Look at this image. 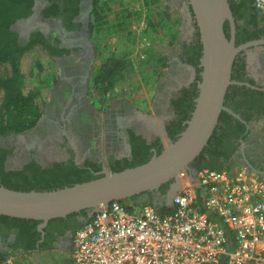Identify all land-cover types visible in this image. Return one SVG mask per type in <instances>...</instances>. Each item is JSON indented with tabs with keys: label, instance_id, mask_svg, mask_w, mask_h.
<instances>
[{
	"label": "trees",
	"instance_id": "trees-1",
	"mask_svg": "<svg viewBox=\"0 0 264 264\" xmlns=\"http://www.w3.org/2000/svg\"><path fill=\"white\" fill-rule=\"evenodd\" d=\"M45 11V17H56L61 14V8L56 0ZM144 5L153 7L160 4V0H142ZM231 10L233 12L236 23V44L241 45L248 41L264 38V15L261 10L255 5V0H229ZM34 0H0V88L4 89V96L0 102V140L8 135H19L34 129L41 117L42 111L36 102L38 90L30 91L25 94L23 91V76L21 71V60L23 55L31 50L35 44L41 43L45 48H48L51 54L52 47L44 40H31L26 45H21L18 41L19 34L11 29L15 22L19 19L28 17L32 13ZM110 8L105 0H95V9L91 14L90 29L97 38L96 48L99 55L100 64L93 72L91 79V88L99 97L105 96L111 91L119 79L132 69L131 61L128 57L119 56L115 53H110V45L108 40L98 37L100 28L106 24V9ZM192 14L194 15L191 7ZM149 14L147 17L150 31L153 34L160 33L161 30H168L170 33L169 23L172 20L168 9H165L159 14ZM131 18V14L126 13L119 22L121 25ZM197 31L189 45L184 44V52L182 59L186 64L196 68V80L189 86L178 90L170 101L171 109L175 113V117L166 122V130L172 141H176L180 134L185 130L187 121L191 118L192 112L196 106V98L199 95L198 83L202 80L200 66V58L202 56L203 45L200 39L198 25L194 23ZM224 29L226 35L230 37L229 21L225 22ZM102 41L104 44H102ZM160 65L167 66L164 56L159 57ZM9 63L11 66L10 74L4 76L2 73V65ZM246 61L244 57L237 55L233 64L232 80L238 82L254 81L245 78ZM55 79V78H54ZM243 91V92H239ZM260 97L262 109L259 110L255 118L244 112V109L251 106L252 103H257L256 99ZM225 105L240 114L246 122L251 119H258L264 112V91H257L245 85L231 84L228 88L225 97ZM246 126L244 122L235 118L227 111H222L218 124L214 133L210 137L208 144L204 147L200 155L191 163V170L201 171L207 169H224L226 163L231 159L236 151L232 148L230 151L225 149L226 141L231 135L244 133ZM130 132L135 137L134 130ZM246 134H244L245 136ZM142 139L141 135H137ZM143 144L133 150L132 158L119 159L111 163V171H122L126 168L134 167L146 163L154 155L161 154L164 150L162 140L156 137L151 143L147 144L146 140L142 139ZM14 152L13 147H6L0 144V185L18 191H51L62 189L64 187L73 186L77 183L90 181L100 175L95 172L101 170V164L90 161L82 165L75 163L68 164L64 161H54L48 166L40 164L36 159H31L26 162L20 169H7L6 162L8 157ZM86 166H91L92 169ZM174 179L161 185L159 190L164 203V196L170 189ZM155 193L150 192L149 198L145 199L144 195L134 196L130 201L136 204L151 203L153 204ZM128 201V200H123ZM154 205V204H153ZM163 211H170L171 208L165 203L157 206ZM86 216L85 210L80 213H73L65 218H55L49 221L44 228V237H47L54 228L60 227L62 232L65 229H71L72 234L81 227L84 223L78 219V216ZM91 218L88 219V221ZM0 220L9 221L20 227V233L24 236L28 244L23 246V253L33 254L36 251L52 249L51 244H37V241L42 238L41 232L38 230L39 220L16 218L6 215H0ZM16 251H20L16 249ZM5 254H0L2 258Z\"/></svg>",
	"mask_w": 264,
	"mask_h": 264
},
{
	"label": "built area",
	"instance_id": "built-area-1",
	"mask_svg": "<svg viewBox=\"0 0 264 264\" xmlns=\"http://www.w3.org/2000/svg\"><path fill=\"white\" fill-rule=\"evenodd\" d=\"M264 15V0H255ZM170 211L113 200L73 234L72 264H264V175L183 169ZM6 254L0 264H29Z\"/></svg>",
	"mask_w": 264,
	"mask_h": 264
},
{
	"label": "flooded vegetation",
	"instance_id": "flooded-vegetation-1",
	"mask_svg": "<svg viewBox=\"0 0 264 264\" xmlns=\"http://www.w3.org/2000/svg\"><path fill=\"white\" fill-rule=\"evenodd\" d=\"M55 2L61 8L59 16H44V11L53 3L50 0H34L32 13L28 17L17 20L11 29L18 32V41L21 45H26L31 40H44L52 47L53 54L41 43L35 44L32 49L41 48L46 52L47 62L50 64L48 69L55 74L53 75V83L57 82L54 100L50 109L48 108L47 114L45 116L42 114L43 119L41 121V124L49 125L59 141L61 155L55 161L77 165H82L87 161L98 163L101 164V170L95 174L100 175L104 173L106 168L111 171L112 162L132 158L133 150L143 144L142 139L146 140L147 144L151 142L138 130L133 119L128 117L129 114L121 112L119 106L115 108L113 114L103 116L102 120L96 121L97 128H94L93 131L88 129L87 126L90 123L81 113L83 110L85 111L86 101L84 97H89L92 74L95 71L94 65L98 62L99 56L96 45L93 44V33L90 29V19L95 9V0H56ZM184 6L187 8L186 21L190 26L193 40L197 31L194 23L197 21L195 15L192 14L191 5L186 2ZM21 21H25L24 25L22 28L16 29V25ZM235 37H237V31ZM238 55L244 57L246 61L244 77L252 79L255 88L246 85V82L234 81L233 84L264 91L261 89L264 88V44L249 47L239 52ZM189 66L193 70L187 68L185 74L188 75L179 83L175 92L183 87H189L196 80V68L192 65ZM174 69L179 70L180 68L175 64ZM260 100L261 98L258 97L257 103H252L251 106L244 109V112L251 115V118H255L259 110L262 109ZM168 113L169 115L162 119L164 120L163 125L175 117L172 109ZM255 121L256 119H251L250 122L244 123L246 126L244 133L231 135L226 141L225 149L230 151L232 148H236L239 151L245 137L244 134L248 131L247 125L250 129ZM131 129L134 130L135 137L130 132ZM137 135H141L142 139L138 138ZM37 141L38 139H34L32 143ZM86 167L92 169L91 166ZM156 198L158 202L162 201L160 192L156 194ZM72 239L71 229H65L62 232L60 227H56L47 237L43 236L39 239L36 244H51L53 248L36 251L33 254L64 250L71 247ZM27 244L28 241L21 235L19 226L9 221L0 220V254H21L23 253V246ZM16 249L20 251L17 252Z\"/></svg>",
	"mask_w": 264,
	"mask_h": 264
},
{
	"label": "rangeland",
	"instance_id": "rangeland-1",
	"mask_svg": "<svg viewBox=\"0 0 264 264\" xmlns=\"http://www.w3.org/2000/svg\"><path fill=\"white\" fill-rule=\"evenodd\" d=\"M105 1L110 8L105 11L107 21L105 27L100 28L98 37L108 40L110 45L108 52L111 54L128 57L132 69L125 77L119 79L116 86L105 96L99 97L89 85V97H84L85 111L83 110L81 114L90 123L88 129L93 131L97 128L96 121L113 114L115 108L119 106L121 112L129 114L128 117L133 119L138 130L149 142L158 137L167 145L162 119L169 115L170 101L176 93L175 90L188 75L185 74L187 68L182 56L184 44L189 45L193 37L186 21L185 0H160V4L153 7L144 5L142 0ZM165 9L169 10L172 18L169 23L170 33L165 29L153 34L147 17L150 13L158 14L159 17ZM126 13L131 14V18L119 25ZM24 22H19L16 29L22 28ZM92 39L96 45L97 38L94 34ZM161 56L166 59V67H162L158 62ZM99 60L98 56V62L94 65L95 70L100 64ZM175 64L179 66V70L174 69ZM48 65L50 64L47 62V54L41 48L27 51L21 60L23 91L28 94L30 91L38 90L36 102L44 116L48 108L50 109L57 89V82L53 83L55 74L48 69ZM10 72V64H3V75L6 76ZM3 96L4 89L0 88V102ZM53 132L49 125L40 122L28 132L1 138V145L14 148V152L7 159V169H20L31 159H36L44 166L53 163L61 155L59 141ZM34 139L38 141L32 143ZM69 249L36 254L35 261L39 264H72Z\"/></svg>",
	"mask_w": 264,
	"mask_h": 264
},
{
	"label": "water",
	"instance_id": "water-1",
	"mask_svg": "<svg viewBox=\"0 0 264 264\" xmlns=\"http://www.w3.org/2000/svg\"><path fill=\"white\" fill-rule=\"evenodd\" d=\"M191 5L203 45L200 66L202 80L198 83L199 95L191 118L185 130L176 141L168 136L166 126L163 132L167 141L161 154L149 161L122 171H110L90 181L77 183L51 191H18L0 185V215L39 220L38 230L42 237L44 228L55 218H65L85 210L86 216H78L85 223L100 211L103 205L113 200H129L134 196L154 192L153 204L170 206L173 196L180 189L178 172L191 169V163L200 155L218 124L222 111H227L238 120L247 123L243 117L225 105L228 88L232 80L233 64L242 50L264 44L263 39L236 44V23L229 0H185ZM187 11V8L185 7ZM229 21L230 37L224 25ZM186 68L192 69L188 64ZM254 87L250 83H245ZM41 117L39 123L42 121ZM38 123V124H39ZM249 129V126L247 125ZM174 179L164 196V203L157 201L156 194L162 184Z\"/></svg>",
	"mask_w": 264,
	"mask_h": 264
},
{
	"label": "crops",
	"instance_id": "crops-1",
	"mask_svg": "<svg viewBox=\"0 0 264 264\" xmlns=\"http://www.w3.org/2000/svg\"><path fill=\"white\" fill-rule=\"evenodd\" d=\"M249 51L251 52L252 50ZM261 89L264 90V88ZM241 166H248L264 175V112L246 132L241 149L239 151L236 150L226 163V168L233 171ZM44 253L40 252L37 255ZM29 264H39L38 261H35V254H30Z\"/></svg>",
	"mask_w": 264,
	"mask_h": 264
}]
</instances>
